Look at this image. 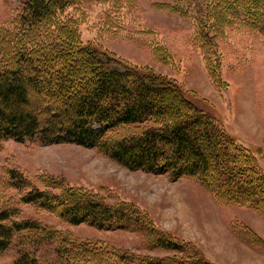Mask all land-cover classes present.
I'll return each instance as SVG.
<instances>
[{
  "label": "trees",
  "instance_id": "16d2710c",
  "mask_svg": "<svg viewBox=\"0 0 264 264\" xmlns=\"http://www.w3.org/2000/svg\"><path fill=\"white\" fill-rule=\"evenodd\" d=\"M80 3L23 0L18 20L0 27V148L9 138L18 142L37 138L41 145L97 149L129 171L164 174L171 181L194 178L216 201L249 207L264 216V207L246 196L248 190L252 192V182L264 185L256 157L238 145L214 114L192 101L176 79L124 61L97 44H84L78 20L61 18L70 8L79 10ZM161 4L189 18L193 44L202 48L208 77L221 90L220 70L211 60L213 53L217 55V31L233 24L258 28L264 23V0H169ZM44 74L57 80L55 88L51 80L44 81ZM43 90L47 98L41 96ZM54 99L61 105H46ZM39 102L48 113L44 125ZM112 131L120 133L110 137ZM6 181L9 188L22 192L20 205L36 206L71 225L138 233L148 249L178 254L147 257L91 243H87L89 251L78 253L79 242L69 243L38 220L20 218V205L7 204L0 208V255L16 239L21 245L16 264H36L34 246L51 243L63 264L83 260H89L88 264H214L188 241L159 229L146 211L130 202L111 204L99 193L54 178L37 179L41 184L37 185L19 168L8 169ZM242 230L249 244L264 249V240L254 230L247 225ZM76 255L83 258L75 259ZM92 255L98 258L94 261Z\"/></svg>",
  "mask_w": 264,
  "mask_h": 264
},
{
  "label": "rangeland",
  "instance_id": "374dc122",
  "mask_svg": "<svg viewBox=\"0 0 264 264\" xmlns=\"http://www.w3.org/2000/svg\"><path fill=\"white\" fill-rule=\"evenodd\" d=\"M22 1L0 0V27L18 20ZM168 1L120 0L114 6V1L81 0L79 10L70 8L61 18L78 20L84 44H97L124 61L148 66L176 79L192 101L214 114L238 145L256 157L259 170L264 172V23L258 28L233 24L217 31L214 39L217 55L213 57V53L211 60L220 70L223 85L219 90L208 77L202 48L193 44L194 27L189 18L164 9L161 3ZM194 16L195 13L191 14ZM48 80L53 88L57 86L55 78L44 74V81ZM77 80L78 84H84L81 77ZM41 96L47 98V93L43 90ZM54 103L61 105L57 99L49 100L46 105ZM44 105L39 102L40 109ZM39 118L44 125L48 113L42 109ZM119 133L112 131L109 136ZM10 168H19L37 185H41L37 179L54 178L99 193L111 204L120 201L135 204L150 215L159 229L188 241L214 264H264V249L249 244L242 230L247 225L264 240V216L249 207L216 201L194 178L171 181L164 174L129 171L97 149L73 144L41 145L37 138L23 142L9 138L0 148V208L7 204L20 205L22 192L6 184V172ZM250 185L252 192L248 190L246 196L255 198L264 207V185L257 182ZM19 208L20 218L38 220L62 239L67 237L69 243L79 242L78 253L89 251L87 243H91L147 257L178 255L148 249L138 233L71 225L33 205ZM18 245L15 239L0 255V264H16L17 249L21 247L19 242ZM56 248L53 243L34 246L32 257L36 258V264H56L58 260L63 264L64 259ZM92 256L94 261L98 258ZM88 261L70 264H88Z\"/></svg>",
  "mask_w": 264,
  "mask_h": 264
},
{
  "label": "crops",
  "instance_id": "0c3cea01",
  "mask_svg": "<svg viewBox=\"0 0 264 264\" xmlns=\"http://www.w3.org/2000/svg\"><path fill=\"white\" fill-rule=\"evenodd\" d=\"M251 228V227H250ZM252 229V228H251ZM252 230H254V229H252ZM255 231V230H254ZM257 233V232H256ZM258 234V233H257ZM260 237H261V235L260 234H258ZM262 238V237H261Z\"/></svg>",
  "mask_w": 264,
  "mask_h": 264
}]
</instances>
